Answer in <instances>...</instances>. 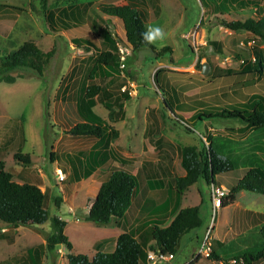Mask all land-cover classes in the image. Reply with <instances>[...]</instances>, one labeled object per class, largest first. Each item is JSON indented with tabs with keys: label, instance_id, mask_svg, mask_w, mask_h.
<instances>
[{
	"label": "rangeland",
	"instance_id": "obj_1",
	"mask_svg": "<svg viewBox=\"0 0 264 264\" xmlns=\"http://www.w3.org/2000/svg\"><path fill=\"white\" fill-rule=\"evenodd\" d=\"M80 1L87 0H47L48 6L55 11L71 9ZM134 1L138 3V7L147 11L148 29L159 27L164 32L162 40L159 38L152 40L156 51L164 47H169L170 50L161 56H156L150 48L132 50L124 69L109 71V75L119 73L118 78L124 86L130 85L131 89V84H134L136 89L130 94L131 97L124 101L126 112L124 121L115 122L111 119L110 110L103 104L95 107V112L118 132L116 138L109 139L111 142L108 149L116 155L115 161L109 162L118 169L131 171L132 161L125 160H132L131 157L134 156L133 166L136 167L144 157L159 155L164 152L163 149H166L173 155L175 161L173 177H178V172L184 171L177 154L178 147L197 145L201 148L203 145L200 143V138L206 146H209L203 135L211 132L218 144L226 145V149L237 163L234 170L220 173L215 178L216 183L220 181L227 188L228 194L224 200L228 202L229 189L247 171L251 155L245 153L249 150L253 151L254 145L251 141L255 136L249 132V136L242 138L243 136L227 130L241 126L238 120L214 118L205 119L204 122L187 121L186 124L179 117L184 116L186 120L196 111H211L222 108L225 103L231 104L232 100L227 98L225 93L236 88L242 81L248 80L246 76L232 75L242 72L244 60L256 64L259 62L254 49L257 48L262 52L264 65V42L249 31L232 30L222 23V20L231 22L244 21L248 17L258 18L260 10L257 8L264 12V0H233L231 1L233 8L225 13L213 10L214 0H211L212 2L210 0ZM40 2L41 0H0V4L21 9L0 12V57L4 52L8 54L24 44H33L44 52L55 47L53 58L47 64L43 76L21 70L13 74H23L24 78H19L12 84L0 82V125L6 123L7 126L19 127L14 123H16L15 119L20 118L27 135V142L22 150H18L16 145H13V152L6 150L0 152V155L4 154L7 168L11 172L29 168L35 174L42 175L47 187L43 186L42 189H47L44 206L49 219L39 226L41 229L39 234L33 227L20 226L14 244H8L6 240L0 239V260L16 254H24L27 249L37 246L40 238L47 237L53 231L51 224L53 216H61L68 221L65 234L75 244L76 253L88 251L91 255L93 242L102 235L101 231L95 230L93 226L96 225L92 221H86L81 216L82 213H86V209L94 200V187L89 184L88 178H85L83 173L80 174V171L85 169L87 152L95 139L88 136L70 137L68 132L71 126L81 120L77 108L84 98L83 82L88 69L94 66L100 51L111 49V45L104 41V31L107 29L113 35H117L119 42L126 39L122 21L107 16L99 9V5H121L126 4L128 0H94L95 3L88 13V21L82 26L67 31H52L48 27L40 11L42 9ZM240 2L246 3L247 6L236 8L238 6L236 4ZM86 36H92L99 51L94 48L85 49V46L78 47L74 43L76 38ZM210 41H218L221 52L217 47L212 46ZM199 55L203 58L200 59ZM205 63H208L209 67L204 75L203 69L198 66ZM160 67L164 70L158 74L157 84L154 74ZM221 75L224 77H219ZM194 76L196 78H193ZM106 78L97 75L89 84L102 83ZM198 92L199 96L192 97ZM165 98L174 106L172 109L165 103ZM151 122L156 124L152 136L155 140L162 138L163 141L160 139L162 145L159 144L160 141L151 142L149 132H145ZM62 135H64L63 139L60 140L59 137ZM108 137L110 138L109 133L106 132L104 141ZM58 139L64 148L61 150L64 152L57 158V162L61 164L54 162L56 158L54 155L51 156L52 149L57 148ZM98 150L96 160L92 158L88 163L95 169L106 166L100 160L102 153L100 148ZM18 152L30 155L33 162L23 164L15 160L14 154ZM259 155L264 158V153L260 152ZM76 160H79L81 166L78 169L79 176L84 175L83 178L81 177L82 180L78 182L68 178L60 181L56 168ZM107 171V169L103 170L104 173ZM15 180H19V177L15 176ZM137 185L140 187L139 181ZM153 187L151 189H154ZM210 189L211 184L209 186L205 179L200 178L189 190L194 198L184 197L180 203L179 207L182 208L200 205L202 226L183 235L175 261H184L190 259L192 254H196L198 260L203 259L200 264H242L243 261L240 260L238 263L232 256L245 253L257 240L259 228L264 221V194L243 190L237 194L234 204L230 203L214 210ZM199 192L202 193V197ZM59 197L62 200L66 198L60 205L56 204ZM173 202V197H170L166 207L173 206ZM133 204L136 208L135 203ZM71 206H75L77 211L75 214L70 211ZM159 216L166 218L165 206L160 208L148 206L136 223H132L128 217L126 227L131 230L142 224L155 225L156 217ZM76 217L79 218V222L76 221ZM120 219L124 221V217ZM3 224L5 223L0 220V228ZM142 229L141 226L140 230ZM11 232L13 231L8 234ZM207 236L211 242L215 237L224 240V245L217 249L222 256L221 261L207 260L205 255L199 254ZM59 248L67 253L65 245H59L57 249ZM223 258L228 261L225 262ZM42 259V264H62L61 255L56 250L46 251ZM20 260L19 262L11 260L8 264H30L26 255ZM64 261L69 264L67 257ZM143 262L141 260L140 264H144ZM255 264H264V262Z\"/></svg>",
	"mask_w": 264,
	"mask_h": 264
},
{
	"label": "trees",
	"instance_id": "obj_2",
	"mask_svg": "<svg viewBox=\"0 0 264 264\" xmlns=\"http://www.w3.org/2000/svg\"><path fill=\"white\" fill-rule=\"evenodd\" d=\"M231 1L233 0H214L215 6L213 10L220 13L229 12L233 8ZM210 2L212 1L210 0ZM94 3V0L80 1L78 5L71 9L64 8L60 11H55L48 6L47 0H41L42 9L40 11L52 31H67L82 26L88 21V13ZM32 5L34 6L33 3ZM236 5H238L236 8L247 6L244 2ZM99 9L107 16L118 18L122 21L126 39L132 45L133 51L150 48L155 52L156 56H161L167 50H170L169 47H164L160 51H156L154 44L146 35L149 32L147 11L138 7L136 1L128 0L126 4L121 5L101 4ZM257 9L260 10L258 11V18L248 17L244 21L233 20L231 22L222 20V23L232 30L249 31L264 42V12L260 8ZM13 10L21 9L0 4V12ZM103 38L107 43H111V49L100 51L94 66L87 71L83 84L85 90L84 98L78 105V114L81 120L71 126L70 132H68L73 136L96 137L103 140L106 132L110 136L108 139L118 136L117 130L113 129L112 125L95 113L94 107L98 103L103 104L110 110L111 119L119 121L125 118L124 101L131 97L129 92L122 91V89L118 92H110L104 85L93 82L89 84L90 80H93L95 76L108 77L109 71H116V69L120 68L117 35H113L106 29ZM74 43L78 47L85 46V49L94 48L99 51L98 45L92 39V36L76 38ZM209 43L217 47L218 51L221 52L218 41H210ZM190 47L193 49L192 46ZM254 50L257 52L259 62L256 64L255 62L244 60L242 62V72L232 75L246 76L248 80L242 81L237 84L236 88L225 93V96L232 100L231 104L225 103L222 108L211 111H196L186 120L178 116L186 124L187 121L199 120L204 122L205 119L214 118L238 120L241 122V126L227 128V130L241 137L243 136L242 138L249 136V132L255 136L251 141L254 145L253 151L249 150L245 153L251 155L247 171L229 189L228 202L223 200L222 207L234 203L237 199V194L243 190L264 194V158L259 155L260 152L264 153V65L262 63V52L257 48ZM54 53L55 47L44 52L33 44H24L8 54L4 52L0 57V82L12 84L17 79L24 78L25 75L23 74H13L15 71L21 70L43 76L45 68L50 63ZM199 57L200 59L203 58L201 55ZM198 67L203 69V65ZM163 70L164 68L160 67L154 74V80L157 84L158 74ZM219 77L222 78L224 76L221 75ZM193 78H196V76ZM197 80L201 82L198 78ZM199 94V92L195 93L192 97H197ZM165 103L171 109L174 107L166 98ZM15 120L21 125L20 119ZM102 123L105 124L103 125ZM245 133L246 135H244ZM203 137L206 138L209 146H206L203 139L200 138V143L203 145L201 148L197 145L179 146L178 148L181 166L186 171L185 176L176 179L174 190L179 195L184 194L200 178L205 179L209 186L212 183H216L215 178L218 174L232 171L237 165L235 158L226 149V145L218 144L211 132L203 135ZM109 154H113V152L110 150ZM51 156H53V152ZM14 158L23 164L31 163L28 154L18 152L14 154ZM102 162L106 163V159L102 160ZM122 162L124 164L125 161L123 160ZM107 170L106 177L102 180V185L89 212L82 216L84 220L92 221L99 226L108 225L112 219L122 218L131 211L138 181L137 175H133L127 170L118 169L114 166H108ZM94 171L95 167L89 165L84 173L85 178L91 176ZM84 175L82 174V176ZM82 176H78V178ZM45 199L46 191H43L38 183L25 182L21 184L16 182L13 179V174L6 170L5 163L0 161V220L2 222L11 229L26 226L33 227L36 232H39L38 226L46 223L49 219L48 212L44 206ZM61 202L62 198H57L56 204L60 205ZM51 224L53 231L46 237L45 243L31 247L27 249L23 256H16L11 260L19 262L21 261L20 258L26 255L30 264H42V256H44L46 251H54L59 245H65L69 264H140L141 260H148L149 250L171 253L175 256L183 235L190 230L201 227L202 218L200 205L180 209L168 226L155 224L150 227L147 231L145 244L141 242L142 237L139 239L136 232L126 230L118 236L114 251H98L92 257L88 254L72 252L73 245L65 234L66 220L61 219L60 216H53ZM258 234L253 247L250 246L243 254L232 256L233 260L238 263L241 260L243 261L242 264L264 262V221L259 228ZM0 239H6L9 244L15 241L13 234L9 235L1 231ZM151 241H154V244L147 248V243ZM224 243L213 239L212 250L206 258L221 261L222 256L217 249L219 246H223ZM11 260H6L4 263L8 264ZM224 260L225 262L228 261L227 259Z\"/></svg>",
	"mask_w": 264,
	"mask_h": 264
},
{
	"label": "crops",
	"instance_id": "obj_3",
	"mask_svg": "<svg viewBox=\"0 0 264 264\" xmlns=\"http://www.w3.org/2000/svg\"><path fill=\"white\" fill-rule=\"evenodd\" d=\"M109 44L111 45L110 42H109ZM112 72H114V71H112ZM118 74L119 73L111 74L102 83H98V84L104 85L106 87V89L110 92H118L122 89L121 87L124 86L123 83L120 82V79L118 78ZM83 84H84V82H83ZM99 104H101V103H98L96 106H98ZM95 107H94V111H95ZM125 114H126V112H125ZM183 117L184 116H182V118ZM188 118H190V117H188ZM18 119H20V118H18ZM124 120H125V118L123 120H119V121H124ZM20 123H21V125L17 122L14 123V124L18 125L19 127L7 126V125H5L6 123L4 125H0V152H4L6 150L9 152H13L12 151L13 145H16L18 150H22L23 145L27 142V138H26L27 135H26L25 130L21 129V128H24L23 122H20ZM155 129H156V124L151 122V124L150 123L148 124L145 132L146 133L149 132V134H150L149 140L151 142L158 143V141H160L159 144L162 145V143H163L162 138H160L162 141L159 138L155 140L154 137L152 136V133L155 131ZM65 131H67V130H65ZM68 135L70 137L72 136L71 134H68ZM63 136L64 135L60 136L59 139L60 140L63 139ZM90 138L95 139V141L91 145V147L89 148V150L87 152L88 157L85 160L86 161V163L84 164L85 169L80 171V174L85 173V171L88 169V166H89L88 163L92 158L94 159V161L96 160L97 154L99 153V150H98L99 148L102 152L101 156H100L101 162H102V160L106 159V163H105L106 166L105 167L102 166V168H100V169H95V171L92 173V175L87 177L89 180V184L92 187H94L95 192L93 194V199H95V197H96V195H97V193H98V191L102 185V180L106 177L105 175L107 172L104 173L103 170H106L108 168V166H115L114 164L111 165L109 161H111L113 163L115 161L114 159L116 158V155L109 154L110 150H111V149H108V145L111 142V141L109 142V139H108L109 137L105 141L103 139L96 138V137H90ZM59 139H58L57 148L56 149L53 148L51 151V153L53 152V155L56 158L54 160V162H57V158L60 155V153L64 152V151H61V150H64V148H63V145L60 144ZM157 147H159V145H157ZM163 151L164 152H162L156 156L144 157L143 161L140 162V164L136 167L133 166L134 156L131 157L132 160H125L127 162L132 161L131 171H129V172H131L133 175H137L138 181L140 184V187H139V185L136 184L135 195H134V199H133V203H135L136 208H134V204H133V206L131 208V209H133V212L130 211L128 213V216L125 215L123 222L121 221L120 218L112 219V221L108 225H104V226H99L93 222L96 225V227L93 226L95 228V230H97L98 232L101 231L102 235L100 237H97L95 239V241L93 242V245L91 247L92 248L91 255L88 254V251H87V253H83V254H88L89 256H93L98 251H102V252L114 251L116 248V241H117L118 236L126 230H129V231L132 230V231L136 232L138 238L140 239L142 237L141 242L143 244H145L146 240H147V231L149 230L150 227L153 226V224L149 225V226H146L145 224L138 225L135 228L136 230L135 229L130 230V229H127V227H126V220L129 217L128 219H131L132 223L133 222L136 223L138 221V219L141 217V215L143 214V212L145 211L146 207H148V206L149 207H151V206L157 207V208L165 206V209H166V216L165 217L166 218L164 219L162 216L156 217L157 224L160 226H168L171 223V221L173 220L176 213L180 209L184 208V207L182 208L179 206H181L180 203L184 197H186V198L192 197V193L189 192L191 186L182 195H179L174 190V187L176 186L175 185L176 179L185 176L186 171L181 166L184 171H182L180 173L178 172V174H179L178 177H173V176H175V174H174V162L175 161L173 160L174 159L173 155H171L168 152V150H166V149H163ZM177 154L180 157L178 151H177ZM30 159H31V163H32L33 162L32 157H30ZM0 161H3L5 163L6 170L9 171V169L7 168V163L4 160V154L0 155ZM57 163L61 164L60 162H57ZM180 165H181V157H180ZM62 166L59 165V167L56 168V172L57 171H61V172L64 171L65 172L64 174L66 175V180L68 178L75 179L78 182H80L82 180L83 177L78 178V176H79V170L78 169L81 168L79 160L78 161L76 160L75 162H70L69 164L66 163ZM11 173L13 174L14 180H15V176L19 177V180H15L18 183L22 184V183H25V181L27 180L29 183H38V185L41 187V189L43 188V186L46 187L45 181H44V179H42V175L35 174V172H32L29 168H22L20 170H16V171L11 172ZM243 174L245 175V172ZM173 180H174V182H173ZM218 184L223 185L220 181ZM152 187L154 189H151ZM46 188H45V190H47ZM45 190H43V191H45ZM199 195L201 196L200 192H199ZM170 197H173V200H174L173 206L171 205L170 207H166L167 202L170 199ZM193 198L194 197H192V199ZM65 199L66 198H63L62 202H64ZM93 201H92L91 205L93 204ZM234 203H232V204H234ZM91 205H90V207H91ZM198 205L199 204L193 205V206H198ZM90 207H88L86 209L87 210L86 213H82L81 216H85L89 212ZM188 207H192V206H188ZM70 211L74 214L77 212L75 206H71ZM61 219H64V218L61 217ZM64 220H66V219H64ZM76 221L79 222L80 221L79 218L76 217ZM66 222H67V226L65 228V233H66V229L68 227V221L66 220ZM141 226L143 227L142 231L140 230ZM19 228L20 227L15 228V229H11L8 225L3 224L2 227L0 228V231L1 232L4 231V233H7V234H8V232L13 231L9 235L13 234L15 237V240H16L17 239V233L19 232ZM38 228H39V230H41L39 226H38ZM119 228H122V229H119ZM137 229H138V231H137ZM139 231H141V232L139 233ZM39 232H36V233L39 234ZM215 239L220 240L221 242H224V240L220 239L219 237H215ZM4 240H6V239H4ZM69 240H70V238H69ZM15 242L16 241H14V243ZM45 242H46V237L40 238V243H38V245L45 243ZM14 243H12V244H14ZM71 243L73 245L72 252L76 253L75 252V244L72 241H71ZM151 244L153 245L154 241L147 243V248ZM55 250L61 255L62 260H60V262L62 264H66L64 259H65V257H67L68 252L65 254V252L61 251L60 248L59 249L56 248ZM76 254H79V253H76ZM20 255H23V254H20ZM20 255L16 254L10 258L0 260V264H5L4 262L6 260H10L13 257L20 256ZM176 255L177 254H175V256L172 260H170L169 262L164 263V264H200L203 261V259L198 260L199 258L195 257L196 254H192L190 259H185L184 261L178 262V261H175ZM143 263L148 264V260L146 259Z\"/></svg>",
	"mask_w": 264,
	"mask_h": 264
},
{
	"label": "built area",
	"instance_id": "obj_4",
	"mask_svg": "<svg viewBox=\"0 0 264 264\" xmlns=\"http://www.w3.org/2000/svg\"><path fill=\"white\" fill-rule=\"evenodd\" d=\"M117 47L120 58V68L124 69L126 67L127 58L132 52V45L127 41V39L124 38L123 42L117 41ZM129 87L130 85L123 86L122 91H127L129 92V94H132V91L135 89V85L131 84V89ZM57 174L60 181L66 180V175L64 173H62L61 171H57ZM210 191L213 208L214 210H217V208L222 207L224 197L228 194V190L223 185L212 183ZM211 250L212 242L210 239H208L207 236L204 239V246L199 254H203L205 255V257H207L209 256ZM173 258L174 255L171 253H165L157 250L148 251L149 264H159L162 262L166 263L172 260Z\"/></svg>",
	"mask_w": 264,
	"mask_h": 264
},
{
	"label": "clouds",
	"instance_id": "obj_5",
	"mask_svg": "<svg viewBox=\"0 0 264 264\" xmlns=\"http://www.w3.org/2000/svg\"><path fill=\"white\" fill-rule=\"evenodd\" d=\"M146 35L150 41L155 40L156 38H159L161 40L164 38V32L159 27L150 28L149 32L146 33Z\"/></svg>",
	"mask_w": 264,
	"mask_h": 264
},
{
	"label": "water",
	"instance_id": "obj_6",
	"mask_svg": "<svg viewBox=\"0 0 264 264\" xmlns=\"http://www.w3.org/2000/svg\"><path fill=\"white\" fill-rule=\"evenodd\" d=\"M208 67H209L208 63H205V64L203 65L202 74L205 75V74L208 72Z\"/></svg>",
	"mask_w": 264,
	"mask_h": 264
}]
</instances>
